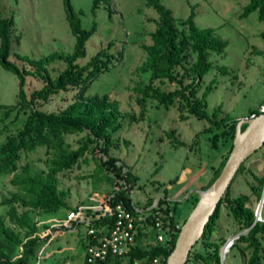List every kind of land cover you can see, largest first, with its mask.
<instances>
[{"label":"rangeland","instance_id":"rangeland-1","mask_svg":"<svg viewBox=\"0 0 264 264\" xmlns=\"http://www.w3.org/2000/svg\"><path fill=\"white\" fill-rule=\"evenodd\" d=\"M160 1L171 9L176 19H184L191 14L198 26L212 27L218 36L227 41L223 52L211 54L212 65L195 86L197 95L201 96L205 87L210 85L205 96L207 111L211 112L218 106L217 117L225 113L237 119L255 115L252 110L260 108L264 101V18L259 16L258 10L241 15L249 0ZM69 4L81 28L94 26V31L85 41L86 54L79 59L81 62L101 47L113 53L121 52V56L112 59L109 69L92 81L87 92L108 93L118 101L119 109L124 113L119 117L120 128L113 134L115 145L110 153L119 158L125 169L135 176L131 189L133 201L146 204L158 196H167L169 192L170 205L180 223L191 211L192 201L201 193L202 187L210 183L214 169L219 165L221 152L228 144L213 146L209 136L212 133L210 127H214V124L207 118H197L188 107L182 106L180 98L165 106L157 99L146 96L142 112L138 101L139 91L135 86L149 79L150 72L140 68V65L147 54L144 45L152 42L151 33L157 27L159 16L148 0H69ZM0 8L13 21L9 59L20 66L29 67L16 53L39 57L55 50L71 52L74 49L76 35L70 28L65 0H0ZM110 40L112 45L107 47ZM63 66L59 61L52 63V73L55 74ZM190 81L191 77L187 75L183 78V84ZM153 82L166 91L183 85L168 79H155ZM41 84L40 78L28 74L24 85L27 97L31 89ZM17 92L16 75L0 65V103H16ZM73 93L74 88L69 87L39 102L38 106L45 110L58 109L71 101ZM127 113L138 118L131 119ZM23 117V110L19 114L15 110L9 114L0 110V139L13 131ZM84 136L85 131L66 134L65 147L76 148ZM174 136L183 143L176 141ZM92 146L93 143L74 165L58 174V188L64 192L72 208L91 196L106 194L116 179L102 175L95 181L98 155L93 156L90 150ZM257 149L245 160L248 170L236 174L230 188L232 196L250 194L254 206L257 203L250 189V182L254 181L251 171L261 173L264 163V146ZM50 155L51 152L45 147H38L23 154L19 163L23 165L29 161L34 167L48 169L45 159ZM184 169H188L185 180L177 182L178 175ZM12 174L0 176V201L3 195L17 189L10 181ZM6 208L0 203V214ZM260 208L255 216L264 220V206ZM70 209H30L38 233L47 237L52 231L56 238L53 246H46L45 252L50 253L61 247L79 253L75 248L76 232L50 226L55 218L65 217ZM79 228L84 229V226L80 224ZM236 230L246 231L239 229L226 204H222L214 235L226 240ZM262 245L260 258L264 262V239ZM243 246L241 242L239 247H229L223 264H246L251 249ZM82 258L80 252V256L68 264H80ZM196 263L199 264L198 261ZM119 264H127L126 259L122 258ZM187 264H194V260Z\"/></svg>","mask_w":264,"mask_h":264},{"label":"trees","instance_id":"trees-1","mask_svg":"<svg viewBox=\"0 0 264 264\" xmlns=\"http://www.w3.org/2000/svg\"><path fill=\"white\" fill-rule=\"evenodd\" d=\"M148 2L154 6L159 16L157 27L151 33L152 42L144 45L147 54L140 68L149 71L150 76L147 82L135 86V89L139 91L138 101L143 112L146 96L157 99L165 106L180 98L182 106L188 107L197 118H207L214 124V127H210L212 128L209 136L211 144L215 147L220 143L228 145L221 152L219 165L214 169V176L210 183L202 187L205 189L216 179L228 156L237 118L228 113L217 117L218 106L208 112L205 96L210 85L205 87L201 96L197 95L195 86L200 83L212 65L211 54L223 52L227 41L218 36L212 27L198 26L191 14L184 19H176L171 9L160 0H148ZM65 3L68 8L70 28L76 35L74 49L71 52L55 50L39 57L16 53L18 58L28 64L27 68L9 59L13 21L11 17L4 15L0 8V65L12 71L18 80V101L11 104L0 103V110H3L5 114L13 110L16 114H19L20 110L24 111V117L17 127L7 132L4 139H0V176L12 172L10 181L17 187L9 195H3L0 201L7 206L5 212L0 214V264H68L78 255L80 256V252L83 257L80 264H119L122 258L126 259L127 264H133L135 258L141 260L140 264H149L151 258L156 255L160 256L161 264H164L174 246L180 227L177 228L168 247L161 244L149 245L130 251L124 257L112 256L98 261L86 260L83 253L84 229H79L75 239V248L79 253L57 247L49 255L38 256V250L47 237L38 233V227L30 209L72 208L64 192L58 188V174L74 165L89 149L90 144L93 143L90 149L93 156L98 155L95 181L102 175L106 178L112 176L124 178L129 183L128 189H132V182L135 179V176L125 169L124 163L110 153L111 147L115 145L113 134L121 126L119 117L124 114L119 109L118 101L106 92L93 94L87 92L92 81L101 72L108 70L112 59L117 55L121 56V52L113 53L106 47H101L86 61L81 62L79 59L86 54L85 41L94 31V26L90 29L81 28L78 20L72 15L69 0H65ZM255 9L258 10L259 16L264 18V0H249L244 5L241 15L245 16ZM111 45L110 40L107 47ZM57 61L62 62L64 66L58 68L53 74L51 66ZM222 68L225 70L224 67ZM28 74L40 78L42 84L31 89L27 97L24 85ZM186 75L191 77V81L183 84V78ZM155 79L175 80L183 85L166 91L154 84ZM69 87L74 88V93L71 101L63 107L45 110L38 106L39 102L46 101L53 94ZM260 112L258 107L252 110L255 114ZM127 114L131 119L138 118L132 113ZM245 126L246 123L243 122L241 130ZM80 131H85L84 139L80 144L76 148L65 147L66 134ZM171 133L174 135L173 130ZM174 139L183 143L175 136ZM38 147H45L48 152H51V155L45 159L48 169L34 167L29 161L20 165L22 155L35 151ZM245 160L240 164L235 175L248 170ZM251 172L254 181L250 182V189L258 203L264 188V163L261 173ZM231 182L205 223L199 239L189 251L185 264L191 259L194 260V264H197L196 261L199 264H221L220 250L225 238L214 234L222 204H226L239 229H246L234 239L230 248L234 245L239 247L243 242L242 248L251 249L246 264H264L260 258L263 250L264 220H255L256 206L252 204L250 194L230 195ZM197 195L192 201V207L198 200L199 194ZM118 197L128 205L130 204L131 197L124 191H121ZM163 197L165 198L166 195ZM164 198L160 199L161 203L166 202ZM170 200L167 201L169 205ZM186 217L187 215L183 217L180 225ZM236 232L238 231L234 233ZM51 242L55 241L52 239L49 243Z\"/></svg>","mask_w":264,"mask_h":264},{"label":"built area","instance_id":"built-area-1","mask_svg":"<svg viewBox=\"0 0 264 264\" xmlns=\"http://www.w3.org/2000/svg\"><path fill=\"white\" fill-rule=\"evenodd\" d=\"M259 109L264 111V101ZM128 185L124 178L116 177L106 194L101 197L91 196L71 208L65 217L55 218L50 226H58L77 234L82 224L85 240L83 253L87 261L112 256L124 257L130 251L149 245L170 246L177 228L181 226L172 206L167 203L170 199L162 195L146 204H137L132 199ZM121 191L131 197L129 205L118 197ZM161 198L166 202L161 203ZM53 236L51 231L38 250L39 257L49 254L45 250ZM140 261L135 258L133 264H140ZM149 264H161L160 256L152 257Z\"/></svg>","mask_w":264,"mask_h":264},{"label":"water","instance_id":"water-1","mask_svg":"<svg viewBox=\"0 0 264 264\" xmlns=\"http://www.w3.org/2000/svg\"><path fill=\"white\" fill-rule=\"evenodd\" d=\"M246 126L241 130V124ZM264 111L250 117L237 119L232 147L216 179L205 189L200 190L198 200L192 207L178 231L174 246L167 255L164 264H185L189 251L199 239L205 223L217 206L218 201L232 181L240 164L264 142ZM257 203L256 212H260L262 195ZM257 217L255 216V220ZM244 231H238L228 237L220 250V260L223 264L225 247L231 245L236 237ZM234 237V238H232ZM231 238V239H230Z\"/></svg>","mask_w":264,"mask_h":264},{"label":"crops","instance_id":"crops-1","mask_svg":"<svg viewBox=\"0 0 264 264\" xmlns=\"http://www.w3.org/2000/svg\"><path fill=\"white\" fill-rule=\"evenodd\" d=\"M188 172V169H184V171H183V173H180L179 175H178V177H177V179H176V181L177 182H182L183 180H185V178H186V173ZM170 186V184L167 186V188ZM167 196L166 197H168L169 199H171V195L169 194V192H167ZM54 236L50 239V240H54ZM51 246H53L54 245V243L53 242H51ZM48 246H50V243L48 242V244H47Z\"/></svg>","mask_w":264,"mask_h":264},{"label":"bare ground","instance_id":"bare-ground-1","mask_svg":"<svg viewBox=\"0 0 264 264\" xmlns=\"http://www.w3.org/2000/svg\"><path fill=\"white\" fill-rule=\"evenodd\" d=\"M262 128H264V123H263ZM263 195H264V193H263ZM263 195H262V204L259 206V209H261L260 207L263 205ZM232 238H234V237H232ZM230 239H231V238H230ZM229 247H230V245H229L228 247H225L224 254L227 252V250L229 249ZM227 253H228V252H227Z\"/></svg>","mask_w":264,"mask_h":264}]
</instances>
